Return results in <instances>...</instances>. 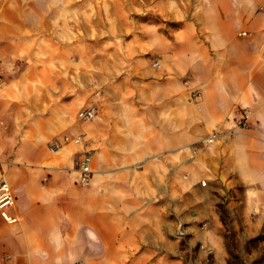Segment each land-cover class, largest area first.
I'll use <instances>...</instances> for the list:
<instances>
[{"label": "crops", "instance_id": "0c3cea01", "mask_svg": "<svg viewBox=\"0 0 264 264\" xmlns=\"http://www.w3.org/2000/svg\"><path fill=\"white\" fill-rule=\"evenodd\" d=\"M35 2L0 0V182L17 219L0 216V264H227L221 207L243 239L264 229V0H210L172 36L130 37L123 59L92 60L90 87L79 59L27 37Z\"/></svg>", "mask_w": 264, "mask_h": 264}, {"label": "rangeland", "instance_id": "374dc122", "mask_svg": "<svg viewBox=\"0 0 264 264\" xmlns=\"http://www.w3.org/2000/svg\"><path fill=\"white\" fill-rule=\"evenodd\" d=\"M209 1L36 0L35 7L27 13L33 21L27 26L32 35L27 37H50L52 53L57 54L52 57L53 63L62 61L71 67L79 59L83 66L82 83L90 87L94 61V65L106 67L123 59L130 37L136 40L137 35L147 37L156 32L172 36L184 23L200 21ZM64 48L69 55H58ZM77 80L81 82L79 74ZM221 220L225 226L227 264H264V229L253 238L243 239L235 219L223 207ZM211 258L212 255L208 264H213Z\"/></svg>", "mask_w": 264, "mask_h": 264}, {"label": "built area", "instance_id": "2783aa9c", "mask_svg": "<svg viewBox=\"0 0 264 264\" xmlns=\"http://www.w3.org/2000/svg\"><path fill=\"white\" fill-rule=\"evenodd\" d=\"M155 67H159V62L153 63ZM200 94L198 92L192 93L193 99H198ZM96 115V108L90 106L88 108L81 109L78 112V119L81 121H89ZM251 115L248 111H240L234 118L237 128L245 129L248 127ZM218 138V133H214L207 138L208 143H213ZM91 170L89 166V158H86L84 162L81 163L79 169L78 183L86 186L91 179ZM205 185V183H202ZM15 206V199L12 194L9 184L2 180L0 182V216L7 222H15L17 219L10 215V210Z\"/></svg>", "mask_w": 264, "mask_h": 264}]
</instances>
